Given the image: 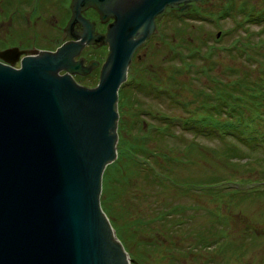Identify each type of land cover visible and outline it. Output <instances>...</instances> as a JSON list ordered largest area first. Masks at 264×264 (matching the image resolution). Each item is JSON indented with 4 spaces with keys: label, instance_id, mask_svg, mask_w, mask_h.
I'll use <instances>...</instances> for the list:
<instances>
[{
    "label": "water",
    "instance_id": "obj_1",
    "mask_svg": "<svg viewBox=\"0 0 264 264\" xmlns=\"http://www.w3.org/2000/svg\"><path fill=\"white\" fill-rule=\"evenodd\" d=\"M198 1L74 0L65 28L74 40L33 49L19 67L23 50L0 49V264L136 262L101 205L105 169L118 156L119 89L157 17ZM88 5L114 16L104 34L81 16ZM77 21L83 30L72 32ZM97 41L109 46L99 80L80 84L75 56Z\"/></svg>",
    "mask_w": 264,
    "mask_h": 264
},
{
    "label": "rangeland",
    "instance_id": "obj_2",
    "mask_svg": "<svg viewBox=\"0 0 264 264\" xmlns=\"http://www.w3.org/2000/svg\"><path fill=\"white\" fill-rule=\"evenodd\" d=\"M19 2L27 5L28 0ZM16 3L17 0H0V49L11 41L20 43L25 37L18 33L21 21L18 15L15 16L17 12L13 16V24L5 13V9L10 13ZM25 5L18 9L21 12L24 9L32 11L29 12L32 19L27 31L37 37H47V32L52 30H46L45 24L41 23L43 16L33 22L38 11H33L30 6L25 8ZM49 5L44 0L40 3L44 16L54 11V6L51 8ZM194 7L198 11L195 13H199L195 17L188 14ZM243 7V11L240 10ZM252 7L264 10V0H201L196 4L193 2L185 12L168 7L162 20L158 21L161 34L151 35L147 39L152 37L151 40L138 49L140 57L135 53L132 58L129 79L123 83H127L125 93L128 94L125 106L121 107L120 95L118 100V143L121 118L129 124L141 121L151 135L149 139H152L151 145H155L153 148L157 150L159 147L162 151L158 159L165 165L163 172L162 166L160 168L151 162L156 156L141 159L145 160V165L159 169L158 175L172 186H160L142 178L138 186L129 190L122 188L124 183L119 175L114 176L117 180L112 187L120 195L118 208L123 205L128 213L124 218L115 217V225L112 224L130 256L136 260L133 264H264V177L260 174L264 169V151L256 150L252 156L257 157L252 161L255 166H249L246 162L248 157L240 158L229 153L227 143L234 141L232 138L194 131L193 128L201 121L188 127L179 122L181 116L195 115L193 107L197 99L187 111L183 103L169 100L167 94L161 93L159 97L140 86L160 79L165 83L162 87L179 92L183 101L191 100L195 90H208L212 86L211 76H230L226 66L243 61L236 54L232 56L231 52L242 46L241 41L249 38L244 37L245 29L257 30L261 26L249 21L245 15ZM258 11L252 12L257 14ZM47 19L48 23L53 22L50 16ZM162 38V44L156 46V41ZM251 38L257 39V36ZM31 40L32 36L29 37ZM23 43L31 44L24 40ZM185 60L187 64H183ZM151 76L157 79H151ZM163 113L172 118L162 117ZM219 120L224 121L225 116ZM154 124L163 129L168 124L171 126L163 136L156 137ZM132 129L138 138H144V133L139 134L137 127ZM120 155L118 152L117 158ZM124 158L121 161L126 165L128 161ZM101 205L109 216L102 199ZM173 205L182 208L167 213L163 211ZM215 214L227 217L223 221L212 220L211 216ZM158 215L163 216L158 218ZM109 218L111 220V216ZM137 218L145 221L143 225L133 222ZM251 231L257 235L248 234ZM200 232L209 238L216 232L217 240L206 247L200 245L196 243ZM253 234L256 240L252 238Z\"/></svg>",
    "mask_w": 264,
    "mask_h": 264
},
{
    "label": "trees",
    "instance_id": "obj_3",
    "mask_svg": "<svg viewBox=\"0 0 264 264\" xmlns=\"http://www.w3.org/2000/svg\"><path fill=\"white\" fill-rule=\"evenodd\" d=\"M243 9L244 7L240 10L243 11ZM254 10L259 11L255 14L252 12ZM245 15L249 21H254L261 26L257 30L251 28L245 29L246 33L244 37L249 36V38L241 41L240 43L242 46L235 47L231 52V55L236 54L239 58H242L243 61L226 66L227 71L231 72L230 76H228V74L227 76L225 75V77L211 76L212 86L209 87L208 90L202 88L195 90L191 100L182 101V95H180L179 92H174L167 86L162 87V84L165 83L160 79L154 78L156 76H151V79H157L156 81L151 80V82L146 84H141V82L138 83L141 84H139L141 87L149 89L151 94L155 92L156 96L160 97L161 93H165L170 97L168 98L169 100L171 99L178 104L183 103L184 105H182L187 111L191 107V103L197 99L193 107V109H195V115L191 113L192 116H181L179 117V122L188 127L189 124L201 121L193 128L194 131L205 135L217 134L218 137H230L234 141L237 140V142L243 144V146L234 141L227 143L229 145L228 151L231 156H238L240 158L246 156L248 157L246 160L248 165L255 166L252 162L257 158L252 157L254 152H256V150L264 151V10L254 9V7H252ZM254 35L257 36V39L251 38ZM191 57L192 56L189 58ZM183 64H187L186 60ZM179 71L180 70H177V72ZM126 85L127 83L122 84L119 89L120 101L122 103L121 107L125 106V99L128 98V94L125 93ZM168 91L178 95L179 98H175ZM121 112L123 114V109ZM223 115L225 116V120H219ZM162 117L166 119L172 118V116H168L164 113ZM133 126L137 127L139 134L144 133V138L142 140L138 138L139 136L137 137L131 132ZM168 126L170 127L171 125L168 124L163 129L159 124L152 125L155 129L154 132H156L155 136H163ZM210 126H212V128H209ZM119 132L120 140L118 143V152L121 154V157L116 158V160L107 165L103 177V196L101 197L109 216H111V222L114 225L115 217L124 218L128 213V211H125L123 205H120V208H118L117 201L120 195L119 192H115L116 189L112 187L116 184L117 180L114 176L119 175L120 180H123L124 183L122 188H129V190L133 189L134 186H138L142 178L159 183L160 186L161 184L169 186L168 181L165 180L162 175H158L157 171H159V169H156L154 166L145 165V160L141 159V157L150 159L156 156L154 161L152 160L151 162H153L155 166H160V168L162 166L161 172H163L165 165L158 159V157H161L162 151H160L159 147L157 150L153 148L155 145L152 146L150 143L152 139H149L151 135L147 133L142 122L129 124L124 118H121ZM226 145L224 148L225 151ZM149 153L153 155L151 156ZM227 154L228 153L225 152L226 156H228ZM123 157L128 161L126 165L122 162ZM150 164L152 165V163ZM260 174L264 177V169L260 171ZM181 208L182 206L173 205L163 211L167 213L173 210L178 211ZM162 216L163 215H158V218H162ZM224 217L227 216H217L216 214L211 216L212 220L219 219L220 221H223L225 219ZM133 222L143 225L145 221L137 218V220L133 219ZM252 233L257 235L255 231H251L248 234ZM255 235L253 234L252 238L256 240ZM217 237L216 232L212 234V238L200 232L196 243L206 247L209 243L216 241Z\"/></svg>",
    "mask_w": 264,
    "mask_h": 264
},
{
    "label": "flooded vegetation",
    "instance_id": "obj_4",
    "mask_svg": "<svg viewBox=\"0 0 264 264\" xmlns=\"http://www.w3.org/2000/svg\"><path fill=\"white\" fill-rule=\"evenodd\" d=\"M42 1L43 0H28L27 5H25L23 3L20 4L19 0H17L16 7H14L10 13L5 9V13L8 14L7 19L9 20V22L11 21L12 24L14 22L13 16L17 12L15 16L18 15L19 20L21 21V26L19 27L18 33L19 34L22 33L25 36L23 37V40L25 42H28V43L31 42L30 45L23 43V40L20 37L21 38L20 43L11 41L5 47H2V49H4L7 47L18 46L19 50H23L18 55V58L13 63V66H16V67L20 66V59L22 58V56H24L26 53L31 52L32 49L30 50L29 48L47 49V50L54 51L57 49V47H59L64 42L69 41V40H74V38L70 36L68 31L65 29L73 14L74 0H44L46 4L50 3L49 7L53 8L54 6V11L51 13H48V15L46 16H44L42 11H40L41 10L40 3L42 4ZM194 3L196 4V2ZM20 5H25V8L26 6L27 7L30 6V9H32L33 11L35 12L38 11V14L33 19V22L37 21L38 18L43 16L41 23L45 24L44 27L46 28V30H52V32L48 31L47 37H41V36L37 37L36 34H30V30L29 32L27 31L28 29L27 25L29 24V21L32 19V17H30L29 15V12H32V11H26L24 9L23 12H21L18 9ZM195 11L197 10L194 7L191 12H188V14H191L193 17H195L196 14H199L197 13L198 11L196 13ZM164 12L157 17V26H159L158 21L162 20L165 14ZM182 12H185V11H182ZM80 13L82 17L88 19L92 23L95 34H104L107 31L108 26L114 21V16H110L109 14H106L104 16L103 13L100 11V9L93 5H88V6L83 7ZM47 16H50V20H53L52 23H48ZM74 28L75 29L72 30V32H75V31L79 32L83 30V23L80 21L75 22ZM25 31H27L28 33H26ZM157 33L161 34L160 28L158 29ZM31 36H32V40L29 41V37ZM151 38L145 41L143 44H145L146 42H149ZM163 41H164V38L159 39V41H156L155 43L156 46L157 44L161 45ZM140 46L138 47V49L140 48ZM138 49L136 50L137 52L135 53L138 57H140V55L138 54ZM108 51H109V46L107 43H104L102 41L87 42L81 48L79 53L75 56V60L82 61L81 62L82 69H84L85 72H73L72 76L74 77V79L78 83L84 84L87 86H94L95 84H97L99 80L101 68L108 54ZM65 72L67 71L64 68L60 70V73H65ZM128 76L127 78L129 79ZM95 78H97L96 81H94Z\"/></svg>",
    "mask_w": 264,
    "mask_h": 264
}]
</instances>
